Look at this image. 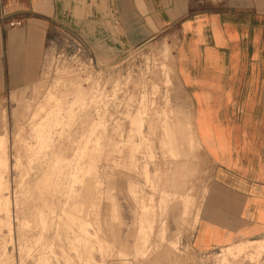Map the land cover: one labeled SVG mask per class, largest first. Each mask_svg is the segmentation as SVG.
Wrapping results in <instances>:
<instances>
[{
  "label": "rangeland",
  "instance_id": "obj_1",
  "mask_svg": "<svg viewBox=\"0 0 264 264\" xmlns=\"http://www.w3.org/2000/svg\"><path fill=\"white\" fill-rule=\"evenodd\" d=\"M86 10L0 103V264H264V242L194 253L212 166L172 47L104 52Z\"/></svg>",
  "mask_w": 264,
  "mask_h": 264
},
{
  "label": "crops",
  "instance_id": "obj_2",
  "mask_svg": "<svg viewBox=\"0 0 264 264\" xmlns=\"http://www.w3.org/2000/svg\"><path fill=\"white\" fill-rule=\"evenodd\" d=\"M86 7L88 43L172 47L212 166L191 238L198 258L264 242V0H0V103L41 73L50 32ZM117 44V45H116Z\"/></svg>",
  "mask_w": 264,
  "mask_h": 264
},
{
  "label": "built area",
  "instance_id": "obj_3",
  "mask_svg": "<svg viewBox=\"0 0 264 264\" xmlns=\"http://www.w3.org/2000/svg\"><path fill=\"white\" fill-rule=\"evenodd\" d=\"M0 25L4 29H16L23 27L24 24L22 21L16 19L5 20V18L0 15Z\"/></svg>",
  "mask_w": 264,
  "mask_h": 264
}]
</instances>
